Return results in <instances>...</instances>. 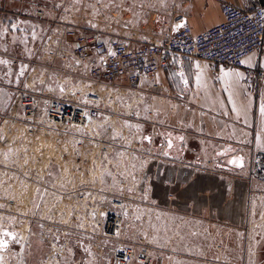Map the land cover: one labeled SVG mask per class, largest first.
I'll list each match as a JSON object with an SVG mask.
<instances>
[{"label":"built area","instance_id":"2783aa9c","mask_svg":"<svg viewBox=\"0 0 264 264\" xmlns=\"http://www.w3.org/2000/svg\"><path fill=\"white\" fill-rule=\"evenodd\" d=\"M29 1L35 3L33 15L44 18L48 24L40 41V53L38 43L26 49L22 47L24 52L18 53L14 37L0 35V59L10 61L3 74H16L9 113L0 115V229L11 230L15 239L0 236L8 241V248L0 251V264H8L10 248H23L24 242L18 238L21 226L25 225L29 233L30 223L23 222L22 217L28 216L35 223L38 216L39 225L43 224L44 228L49 225L50 232L57 234L55 239L60 240L59 230L63 229L66 219L63 211L71 200L88 201L87 177L92 166L94 169L101 166L102 150L106 149L109 156L104 166H116L117 162L119 166H150V161L136 164L140 160L136 153L144 159H159L157 153L166 149V138L155 153L150 151V143L144 141L140 153L141 137L147 135L153 139V135L144 132L143 121L132 107L136 105L135 99L161 89L156 77L171 67L175 56L242 68L244 64L240 61L254 52L259 53L264 43L263 5L244 10L225 3L221 7V19L202 31H194L185 22V27L180 29L171 27L163 34H147L144 41L135 45L138 33L134 30L125 33L121 26L112 32L84 17L81 21L71 19L69 0ZM178 21L179 18L174 20V26ZM3 27L0 21V32ZM109 49L116 55H108ZM22 64L27 66L24 84L16 79ZM245 73L259 80L264 71L257 65ZM10 86L4 82L0 90L8 92ZM125 122L133 126L131 130L125 127ZM137 126L143 130L141 133L136 131ZM113 134H118L115 140L111 138ZM9 149L12 155L6 158L4 153ZM115 153L123 156L113 159ZM240 154L247 169L248 186L264 185V149L249 144L241 148ZM115 181L119 190L108 198L111 209L102 215L99 235V239L112 245L111 258L106 264H128L134 260L146 263L145 253L122 240L123 210L132 201V194L128 192L129 187L122 186L125 180ZM96 193L101 199L100 191ZM27 209L33 210V217L30 213L25 215ZM11 211L17 221L9 226L4 220ZM60 212L61 227L54 225L52 229V219L48 216ZM84 252L81 248L78 254ZM79 255H72L70 263L79 264ZM102 261L91 259L88 264H103ZM39 262L48 264L47 260Z\"/></svg>","mask_w":264,"mask_h":264},{"label":"rangeland","instance_id":"374dc122","mask_svg":"<svg viewBox=\"0 0 264 264\" xmlns=\"http://www.w3.org/2000/svg\"><path fill=\"white\" fill-rule=\"evenodd\" d=\"M132 1L69 0L68 12L71 19L76 21L84 17L112 32L122 26V31L127 33L132 30V26L128 22L126 9ZM21 2L30 3L29 0ZM21 15L22 21L16 31H12L9 24L4 25L3 29L8 28L6 34L14 37L18 53L24 52L22 47L26 49L28 45L38 43L39 54L40 41L48 24L44 18L35 17L29 8L23 7ZM33 33L36 34L35 40L32 39ZM5 69L4 65H0V84L8 82L11 89L8 92L0 90V115L9 113L16 83V74L4 75ZM24 77L25 74L16 79L24 84ZM169 96L172 94L165 90L149 94L145 98L135 99L133 104L136 105L132 109L143 121L144 132L153 135L150 151L157 152L160 142L167 133H171L184 137L186 154L181 158L178 152L173 151L166 156L168 159L163 160V155L156 161L144 159L136 153L140 159L136 164L151 160L154 163H160L161 160L175 162L179 159L182 163L197 162L199 175L193 185H177L175 166H165L169 169L162 179L159 177L162 166L156 163L155 166H96L95 169L92 166L86 187L90 197L87 195L88 201L68 202L66 211H63L66 216L63 229L59 230L60 240L55 239L57 234L50 232L49 225L45 228L43 224L39 225L41 220L38 216L35 217V223L28 216L22 217L23 222L26 220L30 223V232L22 249L17 246L10 248L8 264H40V260H47L48 264L57 260L60 264H71L72 255H79L81 248L85 252L79 255V264H88L91 259L103 260V264L109 262L112 245L99 239V235L102 234V215L111 209L108 198L119 190L115 181L118 179L125 180L122 186L132 189V201L127 202V208L123 210L120 228L122 240L148 256L146 263L134 260L128 264H264V185L254 183L250 187L245 178L247 169L244 166H226L232 155L241 156L236 139H225L224 131L209 132L200 120L196 126L195 116L188 107L162 106L163 99ZM125 97L131 100L130 96ZM175 117H181V122L176 123ZM144 145L145 142L139 146L140 153ZM229 148L232 151L224 154ZM104 171H110L112 175H104L101 179ZM210 172L212 175H209ZM93 179L94 184L90 182ZM141 189L147 193L146 198H142L144 193ZM96 191L102 194L101 199L97 198L99 195ZM105 195L107 199H104ZM191 197L196 201L190 207L187 199ZM32 209H27L25 215L30 213L33 217ZM190 210L192 213L188 212ZM7 215L4 222L11 226L17 221L16 217L12 211ZM61 216V212L48 216L52 219V229H55L54 225L61 227Z\"/></svg>","mask_w":264,"mask_h":264},{"label":"crops","instance_id":"0c3cea01","mask_svg":"<svg viewBox=\"0 0 264 264\" xmlns=\"http://www.w3.org/2000/svg\"><path fill=\"white\" fill-rule=\"evenodd\" d=\"M225 3H232L244 10L252 9L257 5L264 6V0H133L126 10L129 16L128 22L132 26L131 29L138 33L134 43L138 45L139 42L144 41L147 34L159 35L171 27H176L173 22L177 18H179L178 23L186 22L191 25L194 31H202L221 19V7ZM34 6V2L22 4L21 0H0V21L3 25L17 24L19 26L22 21L21 12L23 7L33 11ZM249 57H251V65L244 64L242 68H228L195 57L175 56L173 60H178L180 64L174 65L172 62L169 69L161 71L157 75L162 87L156 92L160 93L165 90L172 94V96L163 99L162 106L166 108L171 106H177V108L188 107L189 112L195 116L193 119L196 126L200 120L203 121V124L205 123L209 132L224 131L225 139H236L240 150L249 144L258 148L257 137L264 140V134L261 132V129L264 128V122H262L258 110L260 100L264 99V74L261 79L255 80L251 73L246 74L245 72L251 71L257 65L264 71V43L259 53L254 52L244 60ZM197 64L201 65L205 71V87L202 89H198L195 84L194 73ZM179 67H183L186 74H189V71L191 72L189 75V91H181L183 88L182 82L173 79L171 76V73L178 70ZM221 68L227 71L241 72L244 76V79L240 81L239 88L236 89L234 100L238 108L242 110L247 108V122H245L243 113L240 119L237 120L236 114L231 111L232 105L228 103V94L224 91V84L217 79ZM249 101H251V106L247 107ZM218 115L221 117H214ZM181 120L180 117V119L176 118L174 121L180 123ZM185 142V139L178 142L177 155H180L181 158L186 154ZM195 152L197 154V151ZM157 154L159 158L163 156V152ZM162 159H168V157L164 155ZM155 163L151 160L150 166H155ZM156 164L162 166L159 174L161 179L165 178L167 174L165 171L169 169L165 166H175L174 176L179 187L193 185L199 175L197 162L194 164L191 162L182 163L179 159L175 162L161 160L160 163ZM226 166L234 165L228 163ZM201 175L202 173H200ZM209 175H212V172ZM179 200L181 201V199ZM194 201L196 200H193L192 197L187 199L190 207ZM188 212L192 213V210ZM193 212L198 214L196 211Z\"/></svg>","mask_w":264,"mask_h":264},{"label":"snow or ice","instance_id":"6c2138e0","mask_svg":"<svg viewBox=\"0 0 264 264\" xmlns=\"http://www.w3.org/2000/svg\"><path fill=\"white\" fill-rule=\"evenodd\" d=\"M93 27H95V25H93ZM185 27L184 23H177L176 28L180 29ZM10 28L12 31H16L18 29V25L17 24H11ZM8 32V28L3 29L2 32H0V35L6 34ZM32 39L35 40L36 39V34L33 33L32 35ZM26 42V41H25ZM7 51V50H5ZM108 55L110 56H115L116 53L112 52L110 49L108 51ZM241 64H246V65H251V57H249L247 60H242L240 61ZM10 64V61L7 59H0V65H4V66H8ZM173 64L174 65H179L180 62L178 60H173ZM26 65H21L18 75L20 77H23L26 71ZM196 71L194 73L195 75V84L196 87L198 89H202L205 87V81H204V74L205 71L202 68L201 65L197 64L196 66ZM191 74V72L189 71V74H186V71L183 67H179L178 70L173 71L171 73V76L173 79H178L180 82H182L183 84V88L181 89V91H189V75ZM9 75H11V72H9ZM217 79H219L220 81L223 82L224 84V91L228 94V103L232 105L231 111L234 112L236 114V119L239 120L241 117V114L243 113V116L245 118V122H247V108L245 109H241L238 108L235 104V100H234V95L236 94V89L239 88L240 86V81L244 79V76L241 72L238 71H227L223 68L220 69V73L217 77ZM157 82H159V77H156ZM25 87H27V85H25ZM61 91H63V88H61ZM251 106V101H249V105L247 107ZM223 107V104H222ZM259 115L261 117L262 122H264V99H261L259 102ZM145 111H147V109H145ZM225 115H227V113H225ZM125 127H128L130 130L132 129V125L128 124L127 122H125ZM136 131L138 133H141L143 130L137 126L136 127ZM262 134H264V128L261 129ZM97 135H99V133H97ZM118 134H113L112 135V139L115 140L117 138ZM0 139H2V137H0ZM184 137L183 136H173L171 133H167L166 134V141H167V148L169 150L173 149V142L174 141H183ZM144 141H147L148 143L152 142V138L150 136L147 135H143L140 139V143H143ZM96 144V147H100V144L98 142L93 141ZM109 147L111 145H108ZM257 146L260 147L261 149H264V140H262L260 137H257ZM232 149H227L226 152L224 154H227V152H231ZM5 157L7 158L8 156L12 155L11 150L9 149L8 152L4 153ZM101 157L103 158L101 161V166L102 168L104 167V162L105 161H109V156L105 150H102L100 153ZM163 155L168 156L169 155V151H165L163 152ZM116 156H123V153H115L113 156V159ZM93 163H95L93 161ZM228 163L236 166V167H243V159L242 157H236L234 159H230L228 161ZM25 164H27V161H25ZM117 167H119V163L117 162L116 164ZM104 175H108L111 176L112 173L110 171H104L102 172V177L103 178ZM145 179H147V177H145ZM91 183H95V179H93L92 181H90ZM40 189H37V192L39 193ZM142 193H144V196L142 198H146L147 193L145 192L144 189L140 190ZM128 192L131 193L132 189L129 188ZM0 236L2 237H11L12 239H15V233L13 232H9L7 230H3L0 229ZM155 242V241H153ZM166 246V244L164 245ZM8 248V241L6 239H0V251L6 250ZM90 254V252H89ZM0 261H2V257H0Z\"/></svg>","mask_w":264,"mask_h":264},{"label":"bare ground","instance_id":"6f19581e","mask_svg":"<svg viewBox=\"0 0 264 264\" xmlns=\"http://www.w3.org/2000/svg\"><path fill=\"white\" fill-rule=\"evenodd\" d=\"M22 230H21V234L18 238H20V240L22 241V243L24 242V240L27 239L28 237V231H26V226H21ZM9 232H12L11 230H7Z\"/></svg>","mask_w":264,"mask_h":264},{"label":"flooded vegetation","instance_id":"af4514ba","mask_svg":"<svg viewBox=\"0 0 264 264\" xmlns=\"http://www.w3.org/2000/svg\"><path fill=\"white\" fill-rule=\"evenodd\" d=\"M178 142H179V141H174V142H173L174 146H173V149H171V150H169V149L167 148V145H166V151H169V152H173V151L178 152V150H179V148H178Z\"/></svg>","mask_w":264,"mask_h":264},{"label":"water","instance_id":"95a60500","mask_svg":"<svg viewBox=\"0 0 264 264\" xmlns=\"http://www.w3.org/2000/svg\"><path fill=\"white\" fill-rule=\"evenodd\" d=\"M239 157H241V156H239ZM234 158H236V156L232 155V156L229 158V160H230V159H234ZM229 160H228V161H229ZM229 164H230V163H229Z\"/></svg>","mask_w":264,"mask_h":264}]
</instances>
